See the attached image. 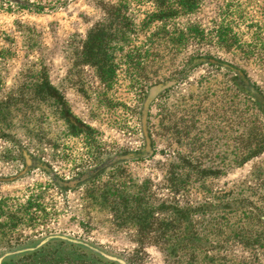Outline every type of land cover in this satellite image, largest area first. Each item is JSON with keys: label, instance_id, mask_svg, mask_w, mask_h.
<instances>
[{"label": "rangeland", "instance_id": "obj_1", "mask_svg": "<svg viewBox=\"0 0 264 264\" xmlns=\"http://www.w3.org/2000/svg\"><path fill=\"white\" fill-rule=\"evenodd\" d=\"M177 1L0 0V264H179L163 205L204 200L214 256L262 263L218 206L264 205V0Z\"/></svg>", "mask_w": 264, "mask_h": 264}, {"label": "trees", "instance_id": "obj_2", "mask_svg": "<svg viewBox=\"0 0 264 264\" xmlns=\"http://www.w3.org/2000/svg\"><path fill=\"white\" fill-rule=\"evenodd\" d=\"M177 3L181 4V8L185 11L192 10L193 9V4L191 3H198V0H178ZM168 10H165V12ZM164 14V11H159V15ZM156 14H153L154 16ZM146 24L148 21L145 22ZM98 28L96 26L92 27L90 29V34L88 35L89 38L87 42L85 41V44H83L82 51L83 53L84 49L88 47L91 51L96 49L95 43H96V34L95 31ZM92 53V52H91ZM208 59L211 60V57H207ZM89 60H94L93 56H89ZM202 60V59H201ZM195 61V58L190 59L189 64H193ZM93 64L96 65L97 62L93 61ZM261 148V147H260ZM250 154V153H249ZM248 154V155H249ZM180 161L178 162H173L172 164L170 163V170L167 174L168 178V187L177 192L183 187L184 189L189 186L190 181L188 178H185V180L181 179V176L183 175V172L180 171V168L182 167V164H180ZM200 181V180H198ZM199 185H202V181L199 183ZM105 199V198H104ZM136 201V199H134ZM169 202V201H168ZM212 205L208 200H204L200 203H197V206H194L192 209H185L181 208V210H178V218H179V223H182V227L180 230H178L177 233H174L172 231V223L176 222V220H173L169 215H172V205L165 203L163 205L164 210L166 211V216L163 219V235L162 238H166V240H171L173 238V235H175V239H177L176 243L170 244L169 246L164 245V248L168 250V252L174 256H177L178 259L181 260L179 264H222L218 258L220 256H214L212 252L217 251L219 252L220 250L223 249V247L215 248L208 243L209 237L213 235V231L210 226V215L211 213L209 212V209ZM240 206L239 208H235L231 206L229 203H222V205L218 206L219 209H221V212H240L239 214V224L238 222V227L237 229H233L232 232H234L232 241L237 243L243 248L249 247L251 250H255L256 253L260 256L262 263L260 262L259 264H264V205L263 206H251L248 207V209H243ZM240 210V211H239ZM196 213L198 216L196 218V221L191 218V214ZM177 214V213H176ZM142 219H144V222H146V218H150L154 221V213L152 215H147V216H142ZM181 218V219H180ZM208 223V224H207ZM207 224V225H206ZM250 226H259L260 228H257L253 231L254 235L250 231H246L244 227H249ZM69 242V246L71 247H78L81 248L87 253H90L94 255L95 257L99 258L100 260H108V261H113V260H118L114 255H110L109 253L102 251V250H97L95 247H92L89 244L86 243H81L79 241H75L72 239H66ZM200 257H202L200 261ZM116 258V259H114ZM223 259V258H221ZM183 262V263H182ZM121 263V262H120ZM124 264V263H123ZM241 264H250V262H244L242 261Z\"/></svg>", "mask_w": 264, "mask_h": 264}]
</instances>
